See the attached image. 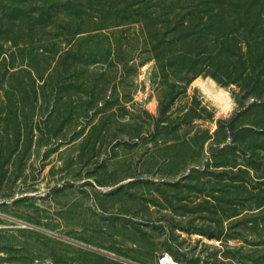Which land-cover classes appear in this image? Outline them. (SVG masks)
<instances>
[{
    "label": "rangeland",
    "instance_id": "obj_1",
    "mask_svg": "<svg viewBox=\"0 0 264 264\" xmlns=\"http://www.w3.org/2000/svg\"><path fill=\"white\" fill-rule=\"evenodd\" d=\"M99 1L0 0V264H264V0Z\"/></svg>",
    "mask_w": 264,
    "mask_h": 264
},
{
    "label": "trees",
    "instance_id": "obj_2",
    "mask_svg": "<svg viewBox=\"0 0 264 264\" xmlns=\"http://www.w3.org/2000/svg\"><path fill=\"white\" fill-rule=\"evenodd\" d=\"M74 1H76V0H74ZM88 2H92V1H96V0H87ZM99 1V0H98ZM101 1H103V0H101ZM148 1H150V0H148ZM148 1H146V0H142V1H138L137 3H135L134 5H136V7L134 8V10H132V14L133 15H136V16H142V9L145 7V6H147V4H148ZM99 3H100V1H99ZM29 11H27L26 10V7H24L23 6V8L21 9V11H20V16H19V18L21 17V22H24V21H26L27 19H30L31 17H29V13H28ZM46 15V12H41V14L40 15H38L37 16V18H41V19H43L44 18V16ZM75 14H71V16H74ZM18 18V19H19ZM33 19H35L34 18V16H33ZM99 26V25H98ZM147 26H148V24H147ZM178 27H179V25H176L172 30H170L168 33H175L177 30H178ZM83 31H82V29H80V27L73 33V35H78V34H81ZM159 34V31H156V32H154V33H152V32H150V30H148V37L150 38V37H154V36H159L158 35ZM72 35V36H73ZM164 36L161 38V41H160V43L156 46V45H153V46H151L152 47V51L153 52H155V57L160 61L161 60V54H160V47H161V45L162 44H164V43H169V44H172V43H174V41H175V37H172V39H169V41H167L166 39L169 37V36H167V34H163ZM152 39V38H151ZM156 39V38H155ZM157 40V39H156ZM0 53H1V47H0ZM233 126L231 125V128H232ZM174 257V256H173ZM174 258H176V257H174ZM177 259V258H176Z\"/></svg>",
    "mask_w": 264,
    "mask_h": 264
},
{
    "label": "bare ground",
    "instance_id": "obj_3",
    "mask_svg": "<svg viewBox=\"0 0 264 264\" xmlns=\"http://www.w3.org/2000/svg\"><path fill=\"white\" fill-rule=\"evenodd\" d=\"M205 82V81H204ZM205 91L208 96L212 99H215L219 104L224 106L226 109L230 107L229 97L227 96V92L222 91V88L219 89L215 82L210 81L203 84ZM224 108V109H225Z\"/></svg>",
    "mask_w": 264,
    "mask_h": 264
},
{
    "label": "built area",
    "instance_id": "obj_4",
    "mask_svg": "<svg viewBox=\"0 0 264 264\" xmlns=\"http://www.w3.org/2000/svg\"><path fill=\"white\" fill-rule=\"evenodd\" d=\"M158 264H182L170 253H162L158 259Z\"/></svg>",
    "mask_w": 264,
    "mask_h": 264
},
{
    "label": "water",
    "instance_id": "obj_5",
    "mask_svg": "<svg viewBox=\"0 0 264 264\" xmlns=\"http://www.w3.org/2000/svg\"><path fill=\"white\" fill-rule=\"evenodd\" d=\"M90 248H91V247H90ZM91 249H95V248H91ZM100 252H101V251H100ZM101 253H105V254L108 255V256H111V257H114V258L120 259V260L125 261V262H127V263H132V262H130V261L124 259V258L114 256V255H112V254H110V253H106V252H101Z\"/></svg>",
    "mask_w": 264,
    "mask_h": 264
}]
</instances>
